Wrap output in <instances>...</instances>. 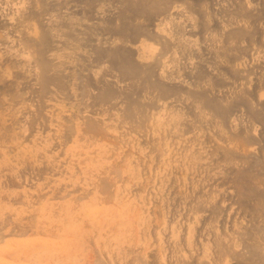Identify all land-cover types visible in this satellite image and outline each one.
<instances>
[{
	"label": "rangeland",
	"instance_id": "374dc122",
	"mask_svg": "<svg viewBox=\"0 0 264 264\" xmlns=\"http://www.w3.org/2000/svg\"><path fill=\"white\" fill-rule=\"evenodd\" d=\"M175 1L0 0V264H264V0L196 83L110 39Z\"/></svg>",
	"mask_w": 264,
	"mask_h": 264
},
{
	"label": "crops",
	"instance_id": "0c3cea01",
	"mask_svg": "<svg viewBox=\"0 0 264 264\" xmlns=\"http://www.w3.org/2000/svg\"><path fill=\"white\" fill-rule=\"evenodd\" d=\"M194 1L197 0H176L154 18L148 31L156 39L127 35L121 38L122 41L110 39L126 49L130 44L135 49L137 63L146 64L156 60L158 63L170 64L174 66L171 71L185 73L188 79L190 75V83H196V73L219 70L222 62L227 64L224 54L234 43L229 44L226 35L240 28L242 20L235 18L234 13L240 10L242 0H212L211 7L206 10L212 13L211 19L200 14L204 8ZM108 5H105L107 9ZM117 5L121 11L127 4L120 2ZM253 45H250L251 49ZM242 47V42H239L237 49L242 50Z\"/></svg>",
	"mask_w": 264,
	"mask_h": 264
}]
</instances>
